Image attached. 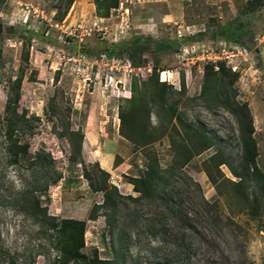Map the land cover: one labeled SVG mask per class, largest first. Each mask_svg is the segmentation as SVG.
<instances>
[{"label":"rangeland","instance_id":"1","mask_svg":"<svg viewBox=\"0 0 264 264\" xmlns=\"http://www.w3.org/2000/svg\"><path fill=\"white\" fill-rule=\"evenodd\" d=\"M119 1L104 18L97 0H0V264H62L59 234L26 189L59 221L87 222L90 259L264 264V182L239 186L212 158L242 165L247 106L264 173V0H186L185 22L161 25L153 21L165 0ZM226 45L251 55L238 53L232 66L216 54ZM22 66L18 107L36 118L20 132L29 157L14 162L4 120ZM134 94L149 104V119L139 120L155 134L148 145L121 134L119 114ZM151 170L159 185L135 192L130 182Z\"/></svg>","mask_w":264,"mask_h":264},{"label":"trees","instance_id":"2","mask_svg":"<svg viewBox=\"0 0 264 264\" xmlns=\"http://www.w3.org/2000/svg\"><path fill=\"white\" fill-rule=\"evenodd\" d=\"M72 1V0H71ZM120 4L119 0H97V10L101 17H109L111 10L118 8ZM0 19V37L5 33L6 28ZM141 38L134 39V46H139ZM150 40H148L149 42ZM117 47H114L107 51L108 55L117 54ZM30 54L28 51H24L22 54V63H29ZM221 66H223L222 63ZM215 66V65H213ZM25 77V67L22 66L20 74L12 81L11 90L9 92L7 112L4 120L5 126V138L8 144L9 154L13 157L14 162H18L21 159L29 157L30 145L22 141L20 137L21 127L29 126L32 119L36 117L31 116L27 110H19V101L21 99L22 84ZM156 84V90L159 92V100L164 101L163 95L165 94L164 88L161 90L159 87L164 86V83H160L158 80L154 82ZM163 94V95H162ZM133 107L130 111H121L119 118L121 120V134L130 142L135 145H148L154 142L155 134L148 130V126L145 124L141 126L139 120L143 118L149 119L150 108L148 102L145 100L137 99L136 95L131 98ZM245 113L239 120L242 131V142L244 144V156L242 159V165L239 169H235L232 165H229L228 160L223 154L214 155L212 158L217 160V165H227L231 172L240 178L239 186H243L246 183L247 177H253L255 180L264 182V173L257 166L256 154L257 143L253 138L255 131L253 125V119L250 114L249 108L245 107ZM125 128L127 132H125ZM140 129L143 130L142 134ZM248 130L247 135L244 131ZM204 139V137H203ZM205 140V139H204ZM202 147H206V140L203 142ZM38 157L37 159H40ZM34 161V160H33ZM253 169V171H251ZM210 177L213 178L210 171H206ZM159 175L156 171L151 170L145 177L135 179L130 183L134 185V191L139 192L144 196L152 194V191L159 185ZM23 194L29 196V204L36 211L41 214L47 221L51 222V226L57 230L59 234L60 243V255L59 260L62 264H109V261L99 260L98 257L90 259L89 256L83 252L86 246L85 234L87 230V222L84 220L66 218L58 220L57 217L51 216L48 213V209L41 206V201L35 196L34 190L26 189ZM116 196H120L116 190ZM95 217V214H92Z\"/></svg>","mask_w":264,"mask_h":264},{"label":"crops","instance_id":"3","mask_svg":"<svg viewBox=\"0 0 264 264\" xmlns=\"http://www.w3.org/2000/svg\"><path fill=\"white\" fill-rule=\"evenodd\" d=\"M167 12L155 19L154 24H172L185 22L186 0H165Z\"/></svg>","mask_w":264,"mask_h":264},{"label":"built area","instance_id":"4","mask_svg":"<svg viewBox=\"0 0 264 264\" xmlns=\"http://www.w3.org/2000/svg\"><path fill=\"white\" fill-rule=\"evenodd\" d=\"M251 49L245 45H235V46H224L217 51V53L214 51V53L218 54L220 56V60L224 61L225 63H232L234 62V58L238 57L239 54L241 56L239 58H243L244 60H248V56L251 55ZM239 53V54H238ZM105 58V56H104ZM233 66V65H232Z\"/></svg>","mask_w":264,"mask_h":264},{"label":"bare ground","instance_id":"5","mask_svg":"<svg viewBox=\"0 0 264 264\" xmlns=\"http://www.w3.org/2000/svg\"><path fill=\"white\" fill-rule=\"evenodd\" d=\"M161 76H162V80L163 81H167V77L169 76L168 73L166 71H162L161 72Z\"/></svg>","mask_w":264,"mask_h":264}]
</instances>
